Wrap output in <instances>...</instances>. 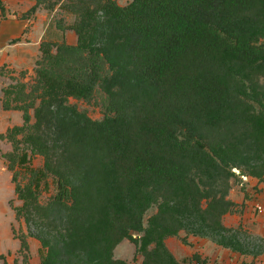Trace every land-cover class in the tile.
<instances>
[{"label":"rangeland","instance_id":"1","mask_svg":"<svg viewBox=\"0 0 264 264\" xmlns=\"http://www.w3.org/2000/svg\"><path fill=\"white\" fill-rule=\"evenodd\" d=\"M2 1L6 17L0 12V256L5 259L0 264H102L113 245L110 216L124 208L127 192L116 182L95 129L105 118L108 98L120 87L135 94L140 80L117 21L105 9L76 16L60 4L46 8L55 0H35L34 12L32 0ZM132 1L116 0L120 6ZM13 21L23 25L16 34L10 31ZM259 36L264 42V18ZM43 42L51 45L55 59L43 61ZM66 47H74L75 54L68 55ZM219 61L233 71L231 55ZM98 63L95 80L89 73ZM79 75L86 77L87 87ZM237 76L249 96L247 76L241 70ZM254 105L258 120L232 131L234 142L215 155L218 166L204 168L198 176L219 186L223 170L231 173L228 198L237 207L223 218L230 230L210 226L196 203L179 195L167 207L181 225L178 235L159 240L148 232L158 211L153 205L143 216L144 231L132 232L138 247L124 240L112 248L114 259L142 264L148 249L157 264H264V213L255 208L264 204V179L243 180L237 174L238 168L248 173L264 165V96ZM24 152L28 162L21 166ZM30 169L43 171L38 192ZM58 179L71 190L66 203L54 199ZM23 236L30 246L24 254ZM194 254L199 262L192 259Z\"/></svg>","mask_w":264,"mask_h":264},{"label":"trees","instance_id":"2","mask_svg":"<svg viewBox=\"0 0 264 264\" xmlns=\"http://www.w3.org/2000/svg\"><path fill=\"white\" fill-rule=\"evenodd\" d=\"M49 4L46 8L60 4L76 16L91 9H105L113 15L133 73L140 80L135 94L120 87L108 98L105 118L95 129L116 182L127 192L124 208L110 216L113 245L102 264H128L114 259L111 250L124 240L138 247L132 232L144 231L143 216L153 205L158 211L149 221L148 232L159 240L178 235L181 225L167 207L179 195L191 198L210 226L229 231L223 218L237 207L228 198L231 173L223 170L219 186L198 176L202 169L218 166V149L234 142L232 131L258 120L254 102L264 96V42L259 36L264 0H133L126 6L116 0H55ZM0 12L6 17L2 0ZM74 31L80 35L79 28ZM67 48L73 56L74 47ZM40 51L43 61L54 57L48 43L43 42ZM62 52L60 47L58 54ZM225 54L233 57L232 72L219 61ZM97 68L101 63L89 73L95 80ZM239 70L247 76L252 89L249 96L237 76ZM79 78L86 80L83 75ZM27 162L24 152L19 164ZM238 170L239 176L264 179V165L248 173ZM30 172L36 174L38 192L43 171ZM16 179L14 174L12 181ZM56 185L55 201L71 200L67 183L58 179ZM20 241V252L27 253L26 237ZM143 256L142 264H157L152 251L145 249ZM192 259L200 261L198 254Z\"/></svg>","mask_w":264,"mask_h":264},{"label":"crops","instance_id":"3","mask_svg":"<svg viewBox=\"0 0 264 264\" xmlns=\"http://www.w3.org/2000/svg\"><path fill=\"white\" fill-rule=\"evenodd\" d=\"M31 5L30 6H34L35 5V0H32V2L30 3ZM21 26H23V25H21V23L20 22H15V21H13L12 22V24H11V27L12 28H10V31L13 33V34H16L19 30H20V28H21ZM20 63V62H19ZM241 201H244V197H241ZM247 204H249V202L247 201L246 202ZM253 203V201L251 202V204ZM259 204V203H258ZM261 204V203H260ZM261 205H264V204H261ZM259 218V217H258ZM249 264H252V263H249Z\"/></svg>","mask_w":264,"mask_h":264},{"label":"built area","instance_id":"4","mask_svg":"<svg viewBox=\"0 0 264 264\" xmlns=\"http://www.w3.org/2000/svg\"><path fill=\"white\" fill-rule=\"evenodd\" d=\"M237 174L240 175V172L237 171ZM240 177H241L243 180H247V178H248V177H246V176H240ZM255 208H256L257 210H259L261 213H264V205L257 204V205L255 206Z\"/></svg>","mask_w":264,"mask_h":264}]
</instances>
